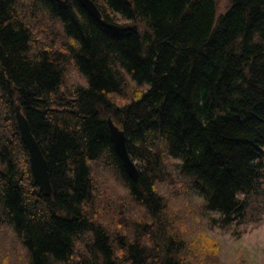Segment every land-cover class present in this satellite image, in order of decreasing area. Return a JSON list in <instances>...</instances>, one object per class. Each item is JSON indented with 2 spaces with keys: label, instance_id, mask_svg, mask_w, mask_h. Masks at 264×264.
Masks as SVG:
<instances>
[{
  "label": "trees",
  "instance_id": "obj_1",
  "mask_svg": "<svg viewBox=\"0 0 264 264\" xmlns=\"http://www.w3.org/2000/svg\"><path fill=\"white\" fill-rule=\"evenodd\" d=\"M91 1L100 20L76 0H0V235L20 252L0 246V264H204L216 244L162 186L174 180L220 228L264 198V0H230L218 17L216 0Z\"/></svg>",
  "mask_w": 264,
  "mask_h": 264
},
{
  "label": "rangeland",
  "instance_id": "obj_2",
  "mask_svg": "<svg viewBox=\"0 0 264 264\" xmlns=\"http://www.w3.org/2000/svg\"><path fill=\"white\" fill-rule=\"evenodd\" d=\"M230 0H216L217 17L226 12ZM261 180L264 182V171ZM162 186V193L175 208L181 207L179 214L190 221V226L197 232L210 237L216 244L212 257L203 256L204 264H264V198H253L251 207L241 225L220 228L212 218L215 215L200 217L196 211L199 201L179 198L174 180ZM182 200V202H181ZM3 253L14 251L13 257L20 258V252L12 235H0ZM208 250V245H205ZM214 256V257H213Z\"/></svg>",
  "mask_w": 264,
  "mask_h": 264
},
{
  "label": "water",
  "instance_id": "obj_3",
  "mask_svg": "<svg viewBox=\"0 0 264 264\" xmlns=\"http://www.w3.org/2000/svg\"><path fill=\"white\" fill-rule=\"evenodd\" d=\"M80 6L94 19L100 20L101 15L98 11L96 5L91 0H76ZM14 115L17 124V128L20 132L23 144L29 153L30 169L35 185L38 189L45 195L50 196L52 193V188L50 184V179L48 175L47 163L40 151V148L33 138L27 120L21 113L19 106L14 108ZM115 117V113H113ZM106 127L109 134L110 142L113 149L119 158L122 168L125 174L133 182H136L139 176L138 170L135 163L132 161L128 150L126 136L122 130L116 126L112 118H108L106 121Z\"/></svg>",
  "mask_w": 264,
  "mask_h": 264
}]
</instances>
